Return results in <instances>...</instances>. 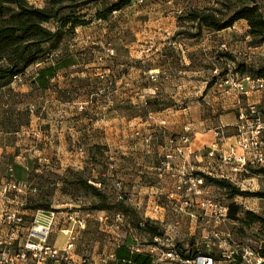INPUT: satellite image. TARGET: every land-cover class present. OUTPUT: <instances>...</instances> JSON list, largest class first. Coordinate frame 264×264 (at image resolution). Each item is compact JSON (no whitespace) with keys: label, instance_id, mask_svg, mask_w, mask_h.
I'll return each instance as SVG.
<instances>
[{"label":"rangeland","instance_id":"374dc122","mask_svg":"<svg viewBox=\"0 0 264 264\" xmlns=\"http://www.w3.org/2000/svg\"><path fill=\"white\" fill-rule=\"evenodd\" d=\"M27 1L44 8L49 0ZM229 1L235 3L133 0L114 10L120 0H102L68 9L61 17L83 24L61 29L55 48L44 45L49 55L30 68L24 84L0 89V190L11 181L35 188L27 196L12 193L8 198L27 203L28 209L57 211L60 220L51 242L63 244L64 234L58 231L72 228L76 261L117 262V250L124 245L129 250L140 245L152 259L149 246L165 250L170 244L183 256H218L221 242L214 233L238 245L264 247L262 225L246 216L250 211L264 218V198L256 196L264 194V174L252 172L259 168L227 180L245 193L236 197L206 182L198 194L185 189L177 194L172 174L211 171L197 169L202 163L194 155L160 169L161 146L185 125L191 127L192 141L197 133L203 140L200 134L211 130L212 144L215 130L223 127L226 138L233 137L231 146L240 110L250 104L264 110V92L248 103L224 83L229 74L237 80L250 75L240 74L241 65L255 69L264 60V44L252 38L247 22L216 32L187 18L191 10L225 13ZM256 1L264 12V0ZM101 14L106 19H99ZM59 26L47 25L53 31ZM222 44L228 51L220 50ZM48 65L59 67L53 86L33 88L38 70ZM222 121L233 126H222ZM147 139H152L150 147ZM88 181L104 190L105 198L84 187ZM116 183L122 185L123 200L117 198ZM222 208L226 216L216 223ZM148 220V230H140L139 221Z\"/></svg>","mask_w":264,"mask_h":264},{"label":"built area","instance_id":"2783aa9c","mask_svg":"<svg viewBox=\"0 0 264 264\" xmlns=\"http://www.w3.org/2000/svg\"><path fill=\"white\" fill-rule=\"evenodd\" d=\"M220 50L228 51V47L222 44ZM36 66L39 67L40 64ZM29 74H31V69H28L24 75L16 76L14 83L24 84L25 78ZM237 78V76L229 74L224 83L230 88H235L247 98L258 92H264L263 79L251 76H244L242 80H237ZM165 124L166 121H163L162 125ZM235 127L237 133L233 145L225 149L222 143H218L221 139H227L225 130L223 127H219L214 132L217 141L215 140L210 147L205 149V154L201 155L198 151L193 150L191 127L185 125L177 135H169L167 142L161 146L163 160L160 169L169 168L177 160L187 162L193 155L203 158L202 161H205L206 158L207 165L204 168L211 171H202L203 174L217 175L215 177L233 182L241 175L248 173L251 168L264 169V110H259L256 105L250 104L247 110H240L238 124ZM146 143L150 147L152 139H147ZM217 169L220 170L219 173L216 172ZM172 178L177 181V194L183 192L184 189L187 192L192 191L198 194L205 184L203 176L193 175V173L188 175L182 170L178 174H172ZM114 188L118 200H123L125 195L122 185L116 183ZM35 192L36 189L26 182L11 181L3 183L1 186L0 198L3 205L0 209V264H93L85 259L79 261L74 259L77 237L74 236L72 228H67L64 231L67 243L63 249L57 248L51 242L54 229L59 221L57 211L36 209L28 215L24 212L26 203L16 199L13 200L18 203L17 207L6 206L5 200L9 199V194L13 193L16 198ZM222 210L219 211L216 223L226 216L227 208H222ZM213 236L221 242L218 256L199 253L191 258H185L172 244L169 249L165 250L155 245L149 246V252L153 256L152 264H171V262L180 264H264L263 243L257 246L238 245L228 241L230 238L223 237L222 233H214ZM142 251L143 248L140 245L130 250L131 253ZM154 255H159V257L154 259Z\"/></svg>","mask_w":264,"mask_h":264},{"label":"trees","instance_id":"16d2710c","mask_svg":"<svg viewBox=\"0 0 264 264\" xmlns=\"http://www.w3.org/2000/svg\"><path fill=\"white\" fill-rule=\"evenodd\" d=\"M70 0H49L48 6L38 8L31 5L27 0H0V89L9 88L16 76L24 75L25 72L41 63L48 52L44 45H55L59 42L61 29L71 25L80 26L83 23L79 19L71 20L61 17V14L68 9L78 8L102 0H88L84 3L68 5ZM133 0H120L114 7V10H121L129 6ZM99 16V15H98ZM190 22H197L201 26L216 32L232 28L237 22L244 20L249 26V34L258 44H264V12L260 9L256 0H235V3L229 1L226 6V12L221 9L191 10L187 13ZM99 19H106V14H101ZM60 22L61 26L56 30L47 27L48 24ZM59 69L56 65H48L38 70L37 76L32 80L33 88L47 89L51 86V80L55 77ZM240 74H250L253 78L264 80V64L255 69H249L246 65L240 66ZM247 75V76H250ZM151 112V111H149ZM255 174H264V169L252 170ZM204 177L205 182L210 185H216L230 191V197L244 195L236 187L225 179H217L203 173H196ZM84 187L92 190L95 196L100 199L105 198L104 190L99 189L96 185L84 182ZM259 197L264 198V194L259 193ZM123 204L124 202H119ZM27 205V203H26ZM26 210L45 209L43 207H34ZM122 206V205H120ZM233 208V206H232ZM247 218L253 223L262 225L264 234V218L250 211L246 212ZM147 222L139 221L138 228L142 231L150 227ZM156 236V234H154ZM264 255V250L262 252ZM118 264H152L153 259L145 253H131L127 245L118 248ZM191 258L192 256H184Z\"/></svg>","mask_w":264,"mask_h":264},{"label":"crops","instance_id":"0c3cea01","mask_svg":"<svg viewBox=\"0 0 264 264\" xmlns=\"http://www.w3.org/2000/svg\"><path fill=\"white\" fill-rule=\"evenodd\" d=\"M230 31H231V29H229ZM234 30H236V27H234ZM232 34L233 35H235L236 36V31H233L232 32ZM262 48H264V45H263V47ZM262 56H264V55H262ZM264 64V60L260 63V65H263ZM255 99H254V97H250V98H247V102L248 103H250V102H256V101H254ZM221 124H222V126H233V123H227V124H224L223 123V121L221 122ZM211 130H209V131H207V132H203V133H201L200 135L203 137V140H199V138H198V133L197 134H195L197 137H195L194 138V140H193V150L194 151H198V153L199 154H201V155H204L205 154V149L206 148H208L209 146H211V144H212V141H213V137H211ZM231 143H233V137H230V138H228L224 143H223V147H225V148H228L229 147V145L231 144ZM2 152H3V150L0 148V168H1V157H2ZM195 157V159L196 160H198L199 162H201L202 163V165H201V167L200 168H197V169H199V170H203V169H205L204 167H206V165H207V162H206V158L204 159L205 161H202L203 160V158H199V157H196V156H194ZM6 206H9L10 208H15V207H17L16 205L18 204L16 201H14V200H10V199H6ZM12 204H14V205H12ZM3 205V201H2V199H0V209H1V206ZM181 207H183V204H181ZM28 211L29 210H26V209H24V212L26 213V214H30V213H28ZM59 220H60V218H59ZM58 223H59V221H58ZM58 225V224H57ZM67 228H62V229H60L59 231H58V235H62V234H64V235H62L63 237H64V243L63 244H58V246H56L57 248H60V249H63L65 246H66V243H67V236L65 235V233H64V231L66 230ZM75 255V254H74ZM100 264H118V262H114V261H108V262H106V263H100Z\"/></svg>","mask_w":264,"mask_h":264}]
</instances>
